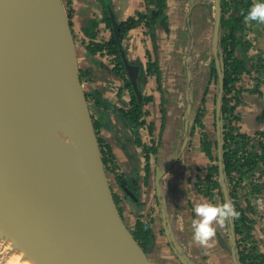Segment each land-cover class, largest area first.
Returning a JSON list of instances; mask_svg holds the SVG:
<instances>
[{
	"label": "crops",
	"instance_id": "obj_1",
	"mask_svg": "<svg viewBox=\"0 0 264 264\" xmlns=\"http://www.w3.org/2000/svg\"><path fill=\"white\" fill-rule=\"evenodd\" d=\"M69 2L67 10L81 84L97 125V138L114 163L113 170L107 171V178L126 226L135 232L141 224L150 233L147 255L152 264H179L170 244L183 252L191 264H234L228 220L223 224L213 221L215 235L207 245L193 240V221L199 219L195 206L225 203L218 190L209 199L196 187L197 179L206 177L211 162L201 148V133L213 144L217 142L219 90L210 65L215 58L214 24L210 16L212 1L165 0L167 28H158L155 32L161 78L160 81L155 76L146 79L142 94L150 100L144 105V124L134 133L120 114L128 109L131 92L124 79L114 73L112 57L103 52H89L91 45L106 43L112 34L101 4L97 0ZM255 2L252 0L253 4ZM111 5L119 22L146 10L144 0H111ZM90 20L96 22L94 37L83 32ZM257 24L264 27V23ZM125 48L129 60L144 66L146 53L152 50L146 27L141 25L129 31ZM253 66L250 64L248 72L236 84L243 92L242 102L235 110L240 133L251 137L264 132V125L258 120L264 108V79L257 88L252 78ZM97 100L105 101L108 107L105 109L101 103L97 106ZM201 103L203 128L193 125L194 129L191 126L187 134L186 124L194 121ZM158 170L163 171L159 180L160 196L155 187ZM254 177L264 182V167L261 166ZM119 178L123 179V184ZM243 188L238 199L242 205L247 200ZM246 214L255 221L252 234L259 252L264 253V226L256 220V211L251 209Z\"/></svg>",
	"mask_w": 264,
	"mask_h": 264
},
{
	"label": "water",
	"instance_id": "obj_2",
	"mask_svg": "<svg viewBox=\"0 0 264 264\" xmlns=\"http://www.w3.org/2000/svg\"><path fill=\"white\" fill-rule=\"evenodd\" d=\"M212 3L220 142L223 73L217 54L221 6L220 0ZM107 11L127 78L141 103L139 67L128 61L119 41V20L111 4ZM56 60L66 77L61 89L69 124L62 134L42 118L39 94ZM192 124L187 122V134ZM185 142L186 138L183 145ZM217 154L221 193L224 201L231 203L220 143ZM162 175L158 170L157 196ZM0 211L18 227L17 237L35 253L37 264H152L148 250L141 248L126 226L108 182L81 84L65 0H0ZM233 222L228 221L231 255L233 263L239 264ZM173 252L181 264H191L177 247Z\"/></svg>",
	"mask_w": 264,
	"mask_h": 264
},
{
	"label": "trees",
	"instance_id": "obj_3",
	"mask_svg": "<svg viewBox=\"0 0 264 264\" xmlns=\"http://www.w3.org/2000/svg\"><path fill=\"white\" fill-rule=\"evenodd\" d=\"M101 4L104 19L109 27L111 22L107 11V6L111 4V0H97ZM145 13H136L135 16L129 17L125 21L119 22L118 38L123 45L126 37L132 29L139 27L140 25L146 27L147 35L152 41V50L147 51V62L145 67L139 62L131 61V64L140 67L138 76L139 89H143L147 77L155 76L159 81L161 78V71L157 62V45H156V30L158 28L166 29L165 18V0H144ZM252 0H220L221 6V18H220V30H219V53L217 54L220 60L221 71L223 73V92L221 98L220 108V142L217 140L213 144L205 134L201 133V148L207 156L214 161L209 166L207 176L202 182L201 187L204 190H199L203 195L211 197V191L218 189L221 194V182H220V169L217 165V146L220 143L222 154V173L224 175V182L228 187V195L231 200V204L238 212V216L233 220L234 234L236 240V256L239 264H264V253H260L252 231L255 226V221L251 220L245 212L239 206H236V200L239 198L240 189L249 186L251 192L254 194L264 191V182L254 179V174L260 167H264V132L257 133L251 137L240 133L237 126L238 117L235 113L236 107L241 104L242 89L236 88V83L241 76L248 72L250 67V58L247 56V52L251 46L250 40H248L244 34L246 28L245 14L252 5ZM65 5L68 9L70 2L65 0ZM68 11V10H67ZM69 14V12H68ZM96 22L90 20L87 26L83 28L85 34L94 37V28ZM123 49L126 51L125 45ZM90 53L105 52L107 55L114 56V68L115 74L120 75L125 82V86L131 92V102L126 111L122 110L121 115L124 117L127 126L136 132V130L144 124L142 117L144 115L143 107L149 102L148 97H142L141 103L137 102L136 96L131 88L129 80L126 78V71L122 63L119 51V44L115 39L113 32L111 37L106 43L93 44L89 48ZM212 76L218 83L217 70L214 60L211 62ZM99 103L106 109L107 104L97 100L96 105ZM204 114V106L198 107L196 118L193 121V125L201 126V118ZM259 122L264 125V108L262 109L259 117ZM95 132L97 130L96 122L94 123ZM194 129V127H193ZM257 138H261L262 142ZM100 143V142H99ZM212 148V149H211ZM101 155L104 166L107 171H112L114 163L109 154L103 151L101 145ZM153 152L154 149L152 148ZM216 151V153H215ZM119 182L123 184V179L119 178ZM263 184V185H262ZM262 185V186H261ZM206 189V190H205ZM143 231L142 225L139 224L136 230L135 239L138 242L149 243L148 232Z\"/></svg>",
	"mask_w": 264,
	"mask_h": 264
},
{
	"label": "bare ground",
	"instance_id": "obj_4",
	"mask_svg": "<svg viewBox=\"0 0 264 264\" xmlns=\"http://www.w3.org/2000/svg\"><path fill=\"white\" fill-rule=\"evenodd\" d=\"M57 61L51 64L41 83L39 94L43 106L42 118L51 122L55 130L62 134L67 132L69 124L63 103L64 92L61 89L66 77L61 73L64 69H58L55 65ZM17 236L18 227L0 211V264H37L35 253L28 251L25 242Z\"/></svg>",
	"mask_w": 264,
	"mask_h": 264
},
{
	"label": "clouds",
	"instance_id": "obj_5",
	"mask_svg": "<svg viewBox=\"0 0 264 264\" xmlns=\"http://www.w3.org/2000/svg\"><path fill=\"white\" fill-rule=\"evenodd\" d=\"M244 19L246 22L264 23V0H256L248 9ZM253 178L255 179V177ZM252 195L254 196L255 194L252 193ZM195 213L199 219L193 221V240L200 245H207L209 240L215 235V229L212 227L213 221L223 224L226 220H235L238 216V212L229 202H225L222 205L197 204Z\"/></svg>",
	"mask_w": 264,
	"mask_h": 264
},
{
	"label": "rangeland",
	"instance_id": "obj_6",
	"mask_svg": "<svg viewBox=\"0 0 264 264\" xmlns=\"http://www.w3.org/2000/svg\"><path fill=\"white\" fill-rule=\"evenodd\" d=\"M210 10H211L210 16H211V23H212L213 19H214L213 3H211V5H210ZM245 25H246V28L244 30V34H245L246 38L251 41L250 42L251 46L247 52V56L250 58L249 65L252 63L254 65L253 67H251L253 69L252 70L253 71L252 72V78H254L255 86L258 88V86L261 84L262 80L264 79V27H261V25L257 24V22H255V23L254 22H245ZM252 25H253V27H252V32H251L250 30H251ZM256 28H259V29H256ZM107 56H110V55H107ZM210 65H211V61H210ZM257 88H254V90H256ZM256 140L257 141L260 140L262 142L261 138H257ZM263 143H264V140H263ZM260 184H261V182H260ZM242 193L244 195V199H247V200L249 199L251 202V203H249V200L248 201L246 200L245 203L248 205V207L244 208L243 210L246 211L249 208H250L249 210L253 209L254 211H256V216H257L256 220H258L259 216H258L257 210L255 209V202H253L251 200L253 195L251 193L250 187L247 186V187L243 188ZM262 193H264V192H262ZM262 193H258V195H260ZM238 199H237V201H238ZM238 203L242 205V203H240V201H238ZM245 203L243 204V206H245ZM245 213H247V212H245Z\"/></svg>",
	"mask_w": 264,
	"mask_h": 264
},
{
	"label": "flooded vegetation",
	"instance_id": "obj_7",
	"mask_svg": "<svg viewBox=\"0 0 264 264\" xmlns=\"http://www.w3.org/2000/svg\"><path fill=\"white\" fill-rule=\"evenodd\" d=\"M141 26V25H140ZM111 30H112V28H111ZM127 38V37H126ZM123 45H125V41H124V43H123ZM126 52V55H127V50L125 51ZM104 54H106L105 52H103ZM107 55V54H106ZM111 56V55H110ZM112 57V59L114 60V56H111ZM127 58H128V56H127ZM128 61H130L131 62V60H129V58H128ZM134 62H136V61H134ZM138 62V61H137ZM147 62V61H146ZM140 63V62H139ZM145 65H146V63H145ZM145 65L143 66V64H142V66L143 67H145ZM137 66V65H136ZM139 72H140V67H139ZM126 78H127V75H126ZM128 79V78H127ZM132 88V87H131ZM141 90V89H140ZM142 91V90H141ZM142 97H143V94H142ZM86 98H87V100H88V95L86 96ZM143 112H144V115H145V111H144V107H143ZM144 115H143V117H144ZM143 117H142V119L141 120H143ZM95 123V122H94ZM195 126V125H194ZM193 126V127H194ZM141 127V126H140ZM139 127V128H140ZM138 128V129H139ZM201 128H203V127H201ZM96 133H97V130H96ZM204 133V132H203ZM97 135V134H96ZM205 136H206V134H205ZM207 137V136H206ZM100 144V143H99ZM101 145V144H100ZM101 147H102V145H101ZM102 149H103V147H102ZM103 151H105L104 149H103ZM107 154H109L107 151H105ZM215 153H216V151H215ZM217 154V153H216ZM211 160V159H210ZM217 162H218V154H217ZM213 163H215L214 161H211L210 162V165H212ZM209 165V166H210ZM218 165V164H217ZM209 166H208V168H209ZM208 168H207V170H206V176H207V171H208ZM106 169V168H105ZM107 171V170H106ZM206 178V177H205ZM204 178V179H205ZM204 179H200V178H198L197 179V181H196V187H197V191H199V190H204V187H201V185H200V182H202V180H204ZM206 190V189H205ZM215 190L216 189H214L213 191H211V197H209V199H212V197H213V194H214V192H215ZM218 190V189H217ZM219 191V190H218ZM157 193V192H156ZM114 196V195H113ZM208 197V196H207ZM114 199H115V202H116V204H117V201H116V198H115V196H114ZM236 202H237V204H236V206H239L242 210L244 209V208H246L247 206V204L245 203V206H243V205H240L239 203H238V201L236 200ZM137 203V202H136ZM138 204V203H137ZM122 216V215H121ZM144 226H142V228H143ZM143 231H145L144 229H143ZM132 232V231H131ZM146 232H148L147 230H146ZM145 232V233H146ZM133 233V236L135 237V234H136V231L135 232H132ZM148 235L150 236V233L148 232ZM138 241V240H137ZM139 243V245L141 246V248L145 251V252H147V248L149 247V243L148 244H145L144 242H138ZM170 248H171V251L173 252V248H175L174 247V245L173 244H170ZM183 253V252H182ZM173 254H174V252H173ZM184 254V253H183ZM185 255V254H184ZM174 256H175V254H174ZM186 256V255H185ZM175 258H176V260L179 262V260L177 259V257L175 256ZM179 264H181L180 262H179Z\"/></svg>",
	"mask_w": 264,
	"mask_h": 264
},
{
	"label": "built area",
	"instance_id": "obj_8",
	"mask_svg": "<svg viewBox=\"0 0 264 264\" xmlns=\"http://www.w3.org/2000/svg\"><path fill=\"white\" fill-rule=\"evenodd\" d=\"M264 192V191H263ZM262 193V192H261ZM251 200L255 202V209L258 212L259 219L258 221L262 226H264V193L258 195L255 194ZM251 203V202H250Z\"/></svg>",
	"mask_w": 264,
	"mask_h": 264
}]
</instances>
